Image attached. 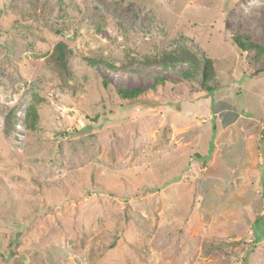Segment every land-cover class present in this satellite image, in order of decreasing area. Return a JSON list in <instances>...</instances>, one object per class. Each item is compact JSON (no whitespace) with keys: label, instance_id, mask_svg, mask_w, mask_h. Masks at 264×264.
I'll return each instance as SVG.
<instances>
[{"label":"rangeland","instance_id":"obj_1","mask_svg":"<svg viewBox=\"0 0 264 264\" xmlns=\"http://www.w3.org/2000/svg\"><path fill=\"white\" fill-rule=\"evenodd\" d=\"M0 264H264V0H0Z\"/></svg>","mask_w":264,"mask_h":264},{"label":"trees","instance_id":"obj_2","mask_svg":"<svg viewBox=\"0 0 264 264\" xmlns=\"http://www.w3.org/2000/svg\"><path fill=\"white\" fill-rule=\"evenodd\" d=\"M236 42H237L238 46L243 48L242 43L238 39H236ZM67 53H69L67 45L64 43H59L56 46L55 53L52 57V65H53L55 71L58 70L60 72H57V73H59V74L63 73L62 75L65 74L66 76L69 73L68 72V66H67L68 62H67V57H66ZM184 54H186V55H184V56L176 55L174 57L167 55V56L162 57V58H165L167 60L168 58L172 57V59L175 63H187V62H190L191 60H194V56L192 54H189L187 52H184ZM192 66H194V65H192ZM192 73H195L194 69L192 70ZM192 73L187 72L186 76L191 77V76H193ZM212 76H213V62L211 59L205 58L204 70H203V74H202L203 84L209 83L212 79ZM104 84L107 85L106 82ZM208 90L210 92L212 91L210 88H208ZM115 91L119 97H121L122 99H125V100H134L137 97H139L142 93L145 92V90H142V89H136V90L116 89ZM25 117H26V127L28 128V130H35L36 125L38 124L39 116H38V113L36 110V106L33 103L29 104Z\"/></svg>","mask_w":264,"mask_h":264}]
</instances>
